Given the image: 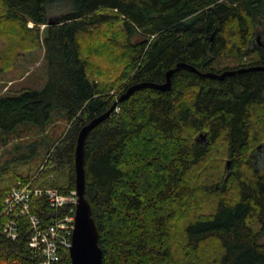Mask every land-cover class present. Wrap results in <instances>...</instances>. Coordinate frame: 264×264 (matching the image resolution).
Wrapping results in <instances>:
<instances>
[{"label":"trees","instance_id":"16d2710c","mask_svg":"<svg viewBox=\"0 0 264 264\" xmlns=\"http://www.w3.org/2000/svg\"><path fill=\"white\" fill-rule=\"evenodd\" d=\"M64 2L52 21L47 6ZM41 49L44 82L0 95V264L36 261L27 216L16 238L3 232L7 192L74 190L78 131L132 84L162 83L178 62L264 65V0H0V72ZM262 162L264 70L180 68L169 89L135 90L84 143L104 264H264ZM72 206L35 197L30 210L46 225Z\"/></svg>","mask_w":264,"mask_h":264},{"label":"built area","instance_id":"2783aa9c","mask_svg":"<svg viewBox=\"0 0 264 264\" xmlns=\"http://www.w3.org/2000/svg\"><path fill=\"white\" fill-rule=\"evenodd\" d=\"M45 197L52 207L73 204L68 213L59 219L43 225L37 214L30 210L31 200ZM76 202L75 190L62 193L57 188H44L32 180L18 182L4 197L2 214L6 216L3 232L12 239L18 236V219L27 216L31 234L28 240L36 261L32 264H66L64 253L71 244Z\"/></svg>","mask_w":264,"mask_h":264},{"label":"water","instance_id":"95a60500","mask_svg":"<svg viewBox=\"0 0 264 264\" xmlns=\"http://www.w3.org/2000/svg\"><path fill=\"white\" fill-rule=\"evenodd\" d=\"M259 37L260 35L258 34L255 36L258 41H260ZM180 68H187L198 73L201 76H207L220 80L223 79L225 76L232 75L236 72H243L249 70H264V65H252L236 69H227L220 73H216L213 71L201 72L190 64L178 62L174 67L168 69L165 72L164 82H138L130 85L119 96L118 100L115 101L104 113L95 116L92 120H90L88 123H86L80 128L77 134L74 151V190L76 193V202L74 210V223L71 232V244L68 249L70 264H104L102 259V249L98 244L97 225L92 216L91 206L85 196L84 143L88 132L98 123L108 117L112 111H114L118 101L127 98L135 90L145 86L161 90L169 89L171 83V76L175 71ZM204 138V133H199V135L197 136V139Z\"/></svg>","mask_w":264,"mask_h":264},{"label":"rangeland","instance_id":"374dc122","mask_svg":"<svg viewBox=\"0 0 264 264\" xmlns=\"http://www.w3.org/2000/svg\"><path fill=\"white\" fill-rule=\"evenodd\" d=\"M66 9L67 5L65 2L52 3L47 6V15L52 21H55L58 16L66 12ZM29 25H32V23ZM41 28H43V26H41ZM38 54V57L34 58V60L28 64L26 61H22V63H20L13 73L6 74L0 72V95L7 92H18L19 89L25 84L32 85L40 80V82H44L46 77L44 49H41ZM22 69L25 71L23 72ZM22 72L23 74L20 76ZM26 77L28 78L24 79ZM6 148H8V146L0 147V156L3 155V152ZM262 163L264 164V162ZM262 167L264 168V165ZM261 240H264V236L261 238Z\"/></svg>","mask_w":264,"mask_h":264}]
</instances>
